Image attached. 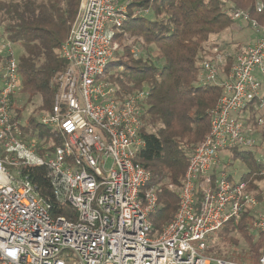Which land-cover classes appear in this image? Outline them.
<instances>
[{"label": "built area", "instance_id": "2783aa9c", "mask_svg": "<svg viewBox=\"0 0 264 264\" xmlns=\"http://www.w3.org/2000/svg\"><path fill=\"white\" fill-rule=\"evenodd\" d=\"M231 17L251 23L257 36L222 77L218 61H203L202 83L221 86L224 94L182 187L169 186L178 194V210L155 236L150 232L158 187L151 185L152 173L135 162L145 147L140 129L148 94L139 90L120 102L117 89L104 79L127 4L81 0L59 50L68 68L56 78L50 111L39 117L65 135L53 152L29 139L12 115L21 79L11 44L0 43L6 57L0 64V264H264V248L255 261L249 255L207 254L209 236L228 222L238 224L248 210L251 230L264 236V186L260 201L221 159L223 152L255 151L264 175V28L244 11ZM34 167L46 169L57 207L73 209L75 218L51 215L56 207L27 173Z\"/></svg>", "mask_w": 264, "mask_h": 264}, {"label": "trees", "instance_id": "16d2710c", "mask_svg": "<svg viewBox=\"0 0 264 264\" xmlns=\"http://www.w3.org/2000/svg\"><path fill=\"white\" fill-rule=\"evenodd\" d=\"M80 2L0 0V40L23 49V54L15 58L21 79L19 94L27 97L26 104L36 98L41 100L35 114L50 111L58 90L56 78L68 68L59 50L70 35ZM121 3L127 4V18L115 31L118 49L104 79L117 89L120 102L139 90L144 89L148 94L140 129L145 147L135 162L152 173L151 185L158 187L159 207L151 216L150 232L155 236L178 210V194L169 186L182 187L191 156L209 135L211 113L224 94L223 87L202 83L203 61L217 57L218 52L230 46L221 37L234 25L241 22L251 27V23L232 20V12L244 11L264 28V0H122ZM224 57L225 75L235 57L230 54ZM5 60L0 55V64ZM24 109L18 103V95L13 97L11 111L16 120L23 121ZM251 110L253 115L257 114L253 107ZM35 114L29 116L22 128L29 139L53 152L64 142L65 135L44 126ZM252 121L255 122L254 117ZM232 154L233 160H243L248 172L242 175V180L262 201L263 164L257 160L255 151L233 150ZM28 170L40 195L56 207L51 215L75 218L73 209L57 207L46 169ZM251 218L252 212L248 210L238 224L228 222L209 236L207 254L220 258L245 254L252 261L257 260L264 248V236L251 230ZM233 235L245 241L244 253H230V247L238 246ZM213 238L216 241L211 243ZM247 250L249 253H245Z\"/></svg>", "mask_w": 264, "mask_h": 264}, {"label": "rangeland", "instance_id": "374dc122", "mask_svg": "<svg viewBox=\"0 0 264 264\" xmlns=\"http://www.w3.org/2000/svg\"><path fill=\"white\" fill-rule=\"evenodd\" d=\"M120 2L122 0H119ZM257 36V31L253 29L252 27H247L246 24H242L241 22L234 25L231 30L226 31L223 33L221 37V41L224 40L227 43H230V46L223 50V52H218L217 57H212L210 59H215V61H218L220 64H218L219 68V74L222 77L224 74L223 68L225 65V57L226 55L230 54L233 57H235L240 51L242 52L247 45L254 40V38ZM0 43H5L3 40H0ZM11 49L14 53V57L17 59L23 54V49L19 45H11ZM121 52H119L120 54ZM215 53H213L214 55ZM3 88V82L0 79V90ZM262 94L264 95V88L262 90ZM20 95V96H19ZM27 97L21 95L18 93V103L20 106H23L24 109V115H23V121L24 124L26 120L31 116L32 114H35V110L40 106L41 100L39 98H36L34 101H32L29 104H26ZM44 113V112H43ZM43 113H37L36 116L40 117V115H43ZM256 158L257 155L255 154ZM234 156L231 154V152H223L221 153V159L223 163H226L229 161L230 166L228 167V170L233 172L236 171L239 177H241L243 174L248 172V168L244 164L242 159H235L233 160ZM262 185L264 186V181L262 182ZM235 239H238V246L237 247H230L229 249H232V252L230 253H244L242 249H246L247 245L245 241L239 236V235H233ZM232 238V235H231ZM216 241V239H211V243ZM230 245V244H229ZM225 247L226 245L223 244ZM228 253V252H227ZM249 253V250L247 252ZM245 255V254H244ZM251 257V256H250ZM252 258V257H251Z\"/></svg>", "mask_w": 264, "mask_h": 264}, {"label": "crops", "instance_id": "0c3cea01", "mask_svg": "<svg viewBox=\"0 0 264 264\" xmlns=\"http://www.w3.org/2000/svg\"><path fill=\"white\" fill-rule=\"evenodd\" d=\"M255 38H256V37H255ZM255 38H254V39H255ZM253 41H254V40H253ZM253 41H251L247 46H249Z\"/></svg>", "mask_w": 264, "mask_h": 264}]
</instances>
